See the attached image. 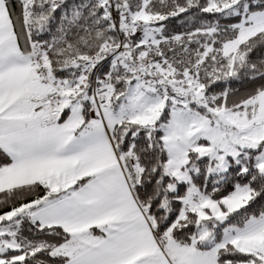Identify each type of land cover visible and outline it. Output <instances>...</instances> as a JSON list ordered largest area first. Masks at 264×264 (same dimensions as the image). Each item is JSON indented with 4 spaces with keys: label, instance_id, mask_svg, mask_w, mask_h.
I'll return each instance as SVG.
<instances>
[{
    "label": "snow or ice",
    "instance_id": "obj_1",
    "mask_svg": "<svg viewBox=\"0 0 264 264\" xmlns=\"http://www.w3.org/2000/svg\"><path fill=\"white\" fill-rule=\"evenodd\" d=\"M0 264H264V0H0Z\"/></svg>",
    "mask_w": 264,
    "mask_h": 264
}]
</instances>
